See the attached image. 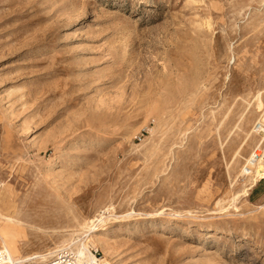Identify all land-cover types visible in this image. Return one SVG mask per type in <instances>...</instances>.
<instances>
[{
	"label": "rangeland",
	"instance_id": "rangeland-1",
	"mask_svg": "<svg viewBox=\"0 0 264 264\" xmlns=\"http://www.w3.org/2000/svg\"><path fill=\"white\" fill-rule=\"evenodd\" d=\"M259 119L264 0H0L14 258L94 225L107 264H264Z\"/></svg>",
	"mask_w": 264,
	"mask_h": 264
},
{
	"label": "bare ground",
	"instance_id": "bare-ground-1",
	"mask_svg": "<svg viewBox=\"0 0 264 264\" xmlns=\"http://www.w3.org/2000/svg\"><path fill=\"white\" fill-rule=\"evenodd\" d=\"M259 126L261 127L262 130H264V120L259 119L257 120L256 124L254 125V127ZM261 143L264 145V137L261 139ZM256 155H261V158H255L254 156H252V161L253 163L251 164L252 167L254 168V175H252L249 178V182L250 184H254L257 181V177H264V159H262L264 157V150L262 152H258L256 153ZM55 158V157H54ZM249 160V159H248ZM250 187H248L247 189H244V193L247 194V190ZM241 192V191H240ZM0 217H2V214L0 213ZM128 217V216H127ZM4 219H7L9 221H15L17 223H21L13 218L10 217H4ZM98 223L102 221V219H98L97 220ZM96 226V225H95ZM85 227H88L87 225H85ZM93 227V228H92ZM90 228V231H94V225L88 227ZM91 232L89 234H83L81 233V235L83 236V239L81 241L78 242V246L76 247V253L78 255V257L80 258H89V259H93L94 258V254L92 252L93 249L97 250L100 249L102 252V256H100V260L102 262H105L104 260H106V258H110L111 253H112V248L110 246V244L103 240L100 235H96V234H91ZM72 235V234H71ZM70 241V242H69ZM72 239L70 238H64L61 241V246H70L72 247V245L74 243H71ZM4 250L6 251L7 255H8V259L7 261L10 262V264H13V254L10 251V249L7 246V243L5 241V239L0 235V250ZM56 250V249H55ZM55 250H53L52 252H54ZM52 252H48L42 255H37L36 257L42 258V259H46L48 257H50L52 255ZM33 258V257H31ZM106 263V262H105ZM107 264V263H106Z\"/></svg>",
	"mask_w": 264,
	"mask_h": 264
},
{
	"label": "built area",
	"instance_id": "built-area-1",
	"mask_svg": "<svg viewBox=\"0 0 264 264\" xmlns=\"http://www.w3.org/2000/svg\"><path fill=\"white\" fill-rule=\"evenodd\" d=\"M262 130L261 127H257V130ZM259 146H256L253 150L252 154L250 155V158L254 156L255 158H261V155H256L255 153L262 152V148ZM264 179V178H263ZM94 254L93 259L89 258H80L78 257L76 251L70 247V246H63L57 248L50 257L46 259H42L39 257H23V258H12L13 264H106L105 262H102L100 260V254L97 250H92ZM8 255L6 251L0 250V264H10V262L7 261Z\"/></svg>",
	"mask_w": 264,
	"mask_h": 264
}]
</instances>
